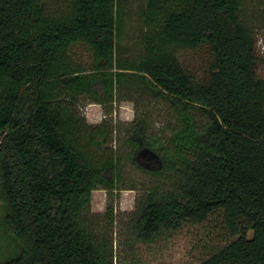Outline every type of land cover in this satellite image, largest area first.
<instances>
[{"label": "trees", "instance_id": "16d2710c", "mask_svg": "<svg viewBox=\"0 0 264 264\" xmlns=\"http://www.w3.org/2000/svg\"><path fill=\"white\" fill-rule=\"evenodd\" d=\"M124 7L70 0L53 13L45 0H0V156L14 222L31 245L10 264H109L79 205L94 176L82 149L94 138L86 142L74 114L55 111L49 93L97 96L98 77L114 71L115 79L144 78L169 100L184 125L179 141L195 143L194 161L176 180L179 202L152 206L144 234L171 220L201 224L221 211L239 237L201 264H264V80L240 0H146L139 16L149 33L138 62L120 51ZM204 43L215 56L210 81L193 83L165 50ZM77 44L91 50L90 69L74 62ZM195 114L207 121L202 128Z\"/></svg>", "mask_w": 264, "mask_h": 264}, {"label": "rangeland", "instance_id": "374dc122", "mask_svg": "<svg viewBox=\"0 0 264 264\" xmlns=\"http://www.w3.org/2000/svg\"><path fill=\"white\" fill-rule=\"evenodd\" d=\"M45 1L53 13H60L70 0ZM122 1L125 25L120 51L138 62L145 55L143 41L149 33L139 16L146 0ZM240 4V18L253 36L257 75L264 80V0H240ZM165 51L193 83L210 81L215 56L209 44ZM71 55L74 62L90 69L93 54L89 47L77 44ZM115 72L98 77L97 96L82 89L71 101L60 87L49 93L55 111L64 117L69 112L74 114L78 124L75 130L81 128L86 142L94 138L90 148L82 149L94 176L79 193L81 215L91 240L99 244L109 264H201L239 234L228 230L221 211H215L201 224L171 220L152 235L144 234L152 206L162 201L179 202L176 180L194 161L195 143L179 141L184 125L169 100L158 95L144 78L115 79ZM193 118L197 128L207 122L197 114ZM104 123L108 126L98 128ZM3 159L0 156V264H10L26 257L31 245L13 219L14 204L7 189ZM105 187L111 191L101 189Z\"/></svg>", "mask_w": 264, "mask_h": 264}]
</instances>
